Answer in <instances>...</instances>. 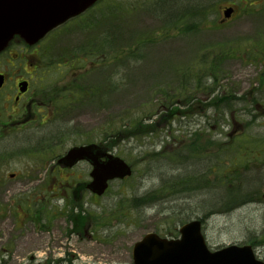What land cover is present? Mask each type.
Instances as JSON below:
<instances>
[{
  "label": "rangeland",
  "instance_id": "374dc122",
  "mask_svg": "<svg viewBox=\"0 0 264 264\" xmlns=\"http://www.w3.org/2000/svg\"><path fill=\"white\" fill-rule=\"evenodd\" d=\"M228 4L237 11L223 23ZM113 5L99 12L105 60L88 69L82 46L79 100L40 98L13 129L0 127V264H134L146 233L179 238L194 218L211 248L250 244L264 260V0ZM33 61L36 94L43 69L57 76L58 59ZM0 111L4 121L15 114L4 99ZM87 142L134 169L102 196L77 188L90 179L88 162L57 164ZM240 186L245 200H226Z\"/></svg>",
  "mask_w": 264,
  "mask_h": 264
},
{
  "label": "flooded vegetation",
  "instance_id": "af4514ba",
  "mask_svg": "<svg viewBox=\"0 0 264 264\" xmlns=\"http://www.w3.org/2000/svg\"><path fill=\"white\" fill-rule=\"evenodd\" d=\"M112 6L113 0H0V24L4 26L0 31V43H4L0 45V76L3 77L0 101L7 100L15 113L4 121L0 111V127L13 129L21 110L25 106L33 110L40 98H44L42 102L52 101L60 94L71 97L73 102L79 100L78 60L81 63L84 59L82 46L87 56L84 60L90 64L91 57L97 53L99 12L109 11ZM232 7L234 12L231 17L236 13V7ZM221 21L226 22L224 14ZM35 26L49 28L42 32ZM40 57L58 59L57 76L50 74L51 69H43L40 80L45 86L41 93L37 91L35 94V91L31 93L33 79L39 76L41 69L33 60ZM17 60L23 61V64ZM26 64L35 65V68L29 72ZM19 76L21 78L17 79ZM23 81L28 84L25 91L19 87ZM52 82L55 84L46 90ZM29 119L31 115L22 122Z\"/></svg>",
  "mask_w": 264,
  "mask_h": 264
},
{
  "label": "water",
  "instance_id": "95a60500",
  "mask_svg": "<svg viewBox=\"0 0 264 264\" xmlns=\"http://www.w3.org/2000/svg\"><path fill=\"white\" fill-rule=\"evenodd\" d=\"M230 13L228 11L227 15ZM3 29L4 26L0 24V31ZM46 29L41 28L42 31ZM26 89L27 84L23 82L21 90ZM104 155H107V159L102 161L100 157ZM82 159L89 160L94 166L88 187L98 194L104 193L110 180L132 174L131 166L124 159L106 154L97 144L72 147L59 162L73 166ZM180 232L181 238L175 240L162 238L155 232L146 234L134 245V264H264V261L256 258L250 245L231 244L210 250L199 219L184 224Z\"/></svg>",
  "mask_w": 264,
  "mask_h": 264
},
{
  "label": "trees",
  "instance_id": "16d2710c",
  "mask_svg": "<svg viewBox=\"0 0 264 264\" xmlns=\"http://www.w3.org/2000/svg\"><path fill=\"white\" fill-rule=\"evenodd\" d=\"M238 165H239V164H234V166H231V167L227 168V170H226V175H227V177H228V179H227V183H228V185H232V182H229V180H230L232 174H233L234 172H236V170H238ZM251 190H253V189H251ZM246 191H248V190H247V189L245 190L243 186L236 187V188L234 187V188H232L231 191H230V192H232V196H228V197L226 198V200H227V199H228V200H229V199H234V198H235V199H238L236 195H239V198H240L241 196L243 197V195L245 194ZM219 198H220V196L217 195V197H215L214 200L219 199ZM242 200H245V197L238 199V201H242ZM213 202H214V201H213Z\"/></svg>",
  "mask_w": 264,
  "mask_h": 264
},
{
  "label": "bare ground",
  "instance_id": "6f19581e",
  "mask_svg": "<svg viewBox=\"0 0 264 264\" xmlns=\"http://www.w3.org/2000/svg\"><path fill=\"white\" fill-rule=\"evenodd\" d=\"M29 244L28 246L34 245V240H33V236L29 237ZM38 247H41L40 245H37Z\"/></svg>",
  "mask_w": 264,
  "mask_h": 264
}]
</instances>
